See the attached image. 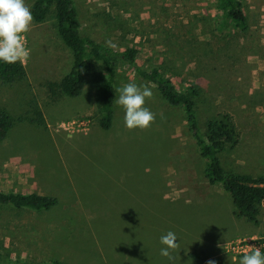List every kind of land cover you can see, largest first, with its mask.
Segmentation results:
<instances>
[{
  "label": "rangeland",
  "instance_id": "1",
  "mask_svg": "<svg viewBox=\"0 0 264 264\" xmlns=\"http://www.w3.org/2000/svg\"><path fill=\"white\" fill-rule=\"evenodd\" d=\"M32 1L26 0L29 8ZM72 1L82 36L117 51L135 48L140 68L157 67L179 90L198 88L201 132L214 114L229 113L240 139L219 155L222 167L230 173L255 169L264 176V0H240L243 28L218 26L211 0ZM24 35L29 55L18 61L24 76L12 83L0 80V112L12 119L0 139V191L57 202L47 210L0 204V264H195L184 252L205 258L211 247L216 264H239L253 251L226 247L264 236V202L257 224L233 215L230 195L204 176L207 161L180 107L170 106L153 84L120 63L111 126L103 130L93 72L77 97H52L46 88L72 66L71 50L52 16L32 22ZM129 82L153 92L146 106L155 120L145 129L126 128L116 103V89ZM182 148L189 153L178 155ZM190 160L195 178H205L200 197L184 182L192 174ZM163 181L174 186L166 188V197ZM169 230L178 238L171 260L159 254V237Z\"/></svg>",
  "mask_w": 264,
  "mask_h": 264
},
{
  "label": "trees",
  "instance_id": "2",
  "mask_svg": "<svg viewBox=\"0 0 264 264\" xmlns=\"http://www.w3.org/2000/svg\"><path fill=\"white\" fill-rule=\"evenodd\" d=\"M217 11V25L225 28L233 25L243 28L244 14L240 0H211ZM34 23L43 22L51 15L58 36L71 50L72 66L59 82H47L46 88L52 97L59 94L77 97L86 84V77L93 72L92 85L95 90L94 101L98 111V124L103 130L111 126L113 118V83L118 64L131 67L142 80L155 86L160 96L173 107L183 110L185 122L195 140L200 157L207 161L204 176L210 184H219L230 195L234 214L247 222L257 224L259 207L264 202V176H252L246 173H230L221 165L219 155L236 148L240 132L233 117L227 112L214 114L201 132L195 109V97L198 88L189 86L184 90L175 84L157 67L142 69L137 64L135 48L121 51L95 42L80 34V22L72 0H33L30 6ZM24 76L23 66L16 62H0V80L12 83ZM12 125L11 117L0 112V139H3ZM53 197L40 196L36 193L0 191V204H9L15 208L47 210L56 204ZM195 264H207V259L189 254ZM8 264V263H5ZM17 264V263H14ZM24 264V263H21ZM48 264H63L52 261Z\"/></svg>",
  "mask_w": 264,
  "mask_h": 264
},
{
  "label": "clouds",
  "instance_id": "3",
  "mask_svg": "<svg viewBox=\"0 0 264 264\" xmlns=\"http://www.w3.org/2000/svg\"><path fill=\"white\" fill-rule=\"evenodd\" d=\"M33 22V15L26 0H0V62L14 64L29 55L25 35ZM110 43V42H109ZM116 103L123 108L124 124L128 129H145L155 120V115L146 106L153 92L147 85L134 82L116 89ZM175 232L169 230L159 237V254L172 259V250L178 247ZM239 258V264H264V252L259 247ZM207 264H216L209 259Z\"/></svg>",
  "mask_w": 264,
  "mask_h": 264
},
{
  "label": "crops",
  "instance_id": "4",
  "mask_svg": "<svg viewBox=\"0 0 264 264\" xmlns=\"http://www.w3.org/2000/svg\"><path fill=\"white\" fill-rule=\"evenodd\" d=\"M182 149H184V150H182L180 153H178V155H181V154H187V153H189V149H186V148H182ZM233 150V149H232ZM228 152V151H227ZM158 164V163H157ZM158 165H161L162 166V168H165V166H167V163L165 162H161V163H159ZM168 165H169V163H168ZM189 166H191V168L190 167H188L191 171H192V174L189 172V175L187 176V174H186V176H184V178H185V183H186V185H191V189H193V194L194 195H197V196H201L202 194H203V190H201V189H198V186H200L201 185V179H202V181L205 179H203V177H201V178H198V180H197V178H195V172H196V169L194 168L195 167V165H194V163L192 162V160H190L189 161ZM194 168V169H193ZM237 173H246V174H250V175H252V176H260V175H255L256 174V171H255V169H240ZM203 176V175H202ZM262 176V175H261ZM167 179V177L163 174V180H166ZM179 179L182 181L183 180V177L181 176V177H179ZM208 182V181H207ZM209 183V182H208ZM180 186H184V185H180ZM162 187H163V191H162V193H161V195H162V197H166L168 194H169V192L166 190V188H168V187H172V188H174V186H173V183H171V182H169V181H163V184H162ZM196 191H198V193H196ZM204 195H205V193H204ZM234 210V209H233ZM233 215H234V213H233ZM235 216V215H234ZM236 217V216H235ZM235 239H237V238H235ZM234 241V240H233ZM229 242H231V241H229ZM225 244V243H224ZM226 244H227V242H226ZM219 245L217 244V246L216 247H218ZM194 249V251H195V248H193ZM202 251V250H201ZM216 250H215V248L214 249H212V247H211V249H209V255H207V254H203L204 256H205V258L207 259V260H209V259H215L217 256H218V254L215 252ZM192 253H196V251L195 252H191V251H186V252H184V254L185 255H189V254H192ZM183 264H187V262H185V263H183Z\"/></svg>",
  "mask_w": 264,
  "mask_h": 264
},
{
  "label": "built area",
  "instance_id": "5",
  "mask_svg": "<svg viewBox=\"0 0 264 264\" xmlns=\"http://www.w3.org/2000/svg\"><path fill=\"white\" fill-rule=\"evenodd\" d=\"M234 246H231L230 244L227 245L226 249L231 252L235 253H247L253 247L251 246H256L259 247L260 250H264V236L263 237H251L250 239L242 240L239 241L238 243H234ZM248 249V250H247Z\"/></svg>",
  "mask_w": 264,
  "mask_h": 264
}]
</instances>
